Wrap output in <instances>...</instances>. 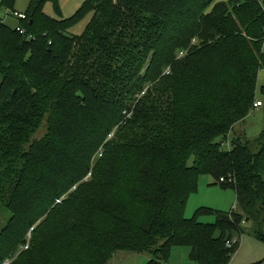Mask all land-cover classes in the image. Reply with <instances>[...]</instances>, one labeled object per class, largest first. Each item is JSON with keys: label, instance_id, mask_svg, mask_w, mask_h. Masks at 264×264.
<instances>
[{"label": "trees", "instance_id": "trees-1", "mask_svg": "<svg viewBox=\"0 0 264 264\" xmlns=\"http://www.w3.org/2000/svg\"><path fill=\"white\" fill-rule=\"evenodd\" d=\"M24 14L25 34L0 17V264H167L176 247L228 264L244 233L264 243V131L238 128L264 67L257 0H84L67 18L29 0ZM203 174L237 211L184 216Z\"/></svg>", "mask_w": 264, "mask_h": 264}, {"label": "rangeland", "instance_id": "rangeland-1", "mask_svg": "<svg viewBox=\"0 0 264 264\" xmlns=\"http://www.w3.org/2000/svg\"><path fill=\"white\" fill-rule=\"evenodd\" d=\"M84 0H58V5L61 11V17H70L76 9L82 4ZM228 2L230 0H217ZM258 1V0H257ZM259 2V1H258ZM29 0H15L13 7L10 9L0 8V17L4 23L11 29L16 28L19 22L14 16L16 13H25L28 7ZM259 4H261L259 2ZM264 5V0L262 2ZM44 12L52 17H56L53 4L49 1L46 2L43 8ZM89 17H86L78 25L69 30L71 34H80ZM262 51L264 52V42L262 44ZM264 67L259 70L255 101H260L263 107L256 108L246 117L245 121L238 125L240 131L247 139H255L262 131H264ZM224 148L229 147L228 141L222 143ZM256 151V147L253 146ZM264 175V174H263ZM214 178L210 174H203L198 181L197 191L192 193L186 203L184 209V216L190 218L195 214L199 207H207L213 210L222 212H230L231 209L238 210L236 207V197L234 190L230 187H221L220 185H212ZM10 213L4 208L0 207V229L4 226ZM198 220L204 223H212L215 221L214 215H200ZM248 226L244 225L246 229ZM25 245L20 248L26 249ZM188 247H176L166 256L165 262L167 264H195L189 260ZM14 258H7L2 264H10ZM264 260V243L255 239L251 234L244 233L240 236L239 249L233 254L228 264H252L257 261ZM149 257L146 254H134L127 251L116 252L109 264H148ZM264 264V261L262 262Z\"/></svg>", "mask_w": 264, "mask_h": 264}, {"label": "built area", "instance_id": "built-area-1", "mask_svg": "<svg viewBox=\"0 0 264 264\" xmlns=\"http://www.w3.org/2000/svg\"><path fill=\"white\" fill-rule=\"evenodd\" d=\"M258 1L261 3L260 5L262 6V8L264 10V5H262L263 0H258ZM13 15L16 16L17 19H24L25 18V14H23V13H16V12H14ZM16 30L19 33H21V34H25V30L23 28L19 27V26L16 27ZM29 37H30V35H28V38ZM260 105H261V102L260 101H256L253 104L254 107H258ZM220 181H223V179L221 178ZM233 242H234L233 240L232 241H228L227 242V246L230 247L233 244Z\"/></svg>", "mask_w": 264, "mask_h": 264}, {"label": "crops", "instance_id": "crops-1", "mask_svg": "<svg viewBox=\"0 0 264 264\" xmlns=\"http://www.w3.org/2000/svg\"><path fill=\"white\" fill-rule=\"evenodd\" d=\"M0 1H1V0H0ZM261 107H263V104H262V103H261L260 106H258V107H256V108L258 109V108H261ZM256 108H254V109H256ZM254 109H253V110H254ZM238 249H239V247H238Z\"/></svg>", "mask_w": 264, "mask_h": 264}]
</instances>
